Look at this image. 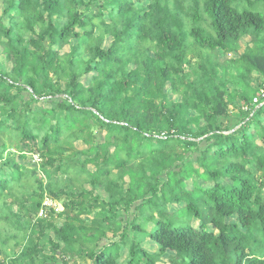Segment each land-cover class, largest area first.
I'll list each match as a JSON object with an SVG mask.
<instances>
[{"label":"trees","instance_id":"1","mask_svg":"<svg viewBox=\"0 0 264 264\" xmlns=\"http://www.w3.org/2000/svg\"><path fill=\"white\" fill-rule=\"evenodd\" d=\"M263 89L264 0H0L8 264H264Z\"/></svg>","mask_w":264,"mask_h":264},{"label":"rangeland","instance_id":"2","mask_svg":"<svg viewBox=\"0 0 264 264\" xmlns=\"http://www.w3.org/2000/svg\"><path fill=\"white\" fill-rule=\"evenodd\" d=\"M254 7L255 6H246V9L247 10H254ZM106 16L108 17V14H106ZM110 37L107 38L106 42L104 43V46L107 47L108 45H110L112 39H109ZM250 41H251V38L248 36V37H244L241 42H240V49L238 51V53H232V54H225L223 53L222 51H218L217 54L214 55L213 57V61H215V63L217 64H220L222 65V68L219 70V76L221 78H225V77H228L230 80H234L235 77L237 76V72L235 69H232V70H228L229 68L227 67L228 65H230L229 63L234 60V59H237L244 51L245 49L247 48V46H249L250 44ZM69 48L68 47H65L62 52H68ZM193 54V53H192ZM195 55V54H193ZM197 56V55H196ZM195 56V60L198 61L199 58ZM8 69H10L11 67V64L10 63H6ZM254 79L252 80L251 84L252 86L254 87H257L258 84H259V81H258V74L257 73H254ZM89 80V76H86L82 79L83 82H87ZM235 88H237L236 86H234L233 84H229V92L231 94V98L234 97V94H233V90H235ZM166 92L169 94L170 98L172 100H179L178 96H174L171 92V88L170 86H167V89H166ZM263 105V103H262ZM8 155L10 156H15V152L14 151H10L8 153ZM38 162L37 158L36 157H29L27 160H25L23 162L24 165L30 167V168H35L37 165L36 163ZM93 169V167H91ZM8 172H10L8 170ZM225 184H227L228 182L225 181L224 182ZM191 185V183H190ZM99 193V191L97 192ZM100 194V193H99ZM57 207L59 208V212H56V214H54L53 216V221L57 224H62L64 222V219L58 217V214L62 212V206H60V204H57ZM181 208L180 205H173L170 207V211H177ZM8 213H9V210L7 208H5V206H1L0 205V239H2L1 242H6V244L8 246H5L7 249L9 248H13L12 252L16 251L18 248H20L21 246H23L25 243H26V232H24L23 228H16V225L14 222L12 221H6L5 220V223L1 222L3 221L2 219L3 218H7L8 216ZM47 218H50L49 217V214H48V217ZM88 223L91 222L92 218L91 217H85L84 218ZM15 225V226H13ZM194 226L198 227L199 225V222L198 221H194L193 223ZM29 231V230H28ZM111 240H115L114 239H111ZM17 244H20V245H17ZM9 246H13V247H9ZM157 246L150 242V241H147L144 245H143V248H145V250H147L148 252L150 253H155L157 252L158 248H156ZM125 253V256L127 257V252L124 251ZM126 257L122 258L121 261L124 262L126 260ZM158 264H171L170 263V256L169 254L164 256L162 261Z\"/></svg>","mask_w":264,"mask_h":264},{"label":"crops","instance_id":"3","mask_svg":"<svg viewBox=\"0 0 264 264\" xmlns=\"http://www.w3.org/2000/svg\"><path fill=\"white\" fill-rule=\"evenodd\" d=\"M81 149H83L82 147H80ZM128 181V180H127ZM60 204V203H59ZM60 206H62V205H60ZM171 206H173V205H171ZM171 206H169V208L171 207ZM171 210V209H170ZM85 217H91V218H93V216H85ZM85 217H83V218H85ZM85 220V219H84ZM86 221V220H85ZM91 223V222H90ZM90 223H88V224H90ZM194 223V222H193ZM199 226V225H198ZM196 227V226H195ZM151 228H153V226L152 225H150V227H149V229H151ZM112 234H109V239H114V238H112ZM118 238H115V240H117ZM148 241H150V240H148ZM151 242V241H150ZM104 243H106V241H104ZM146 243V242H145ZM8 246V245H7ZM24 246V245H23ZM9 247H13V246H9ZM157 248V247H156ZM22 246L20 247V248H18L16 251H14V252H12V250H13V248H9V249H7V248H5V251H6V253L7 254H5V255H3L2 257H1V259H0V264H8L9 262H11V260L12 259H14L16 256H18L20 253H21V251H22ZM46 254H48V255H50V251H46L45 252ZM78 263L79 264H86V262H85V260L83 259H80V260H78ZM48 264H53V263H48ZM58 264H62L60 261H59V263ZM70 264H72V263H70Z\"/></svg>","mask_w":264,"mask_h":264},{"label":"built area","instance_id":"4","mask_svg":"<svg viewBox=\"0 0 264 264\" xmlns=\"http://www.w3.org/2000/svg\"><path fill=\"white\" fill-rule=\"evenodd\" d=\"M253 100H254L255 104H260V102H262L264 100V89L261 90V97L254 98ZM262 103H261V105H262ZM49 208L54 209L56 212H59V208L57 207V203L47 199L44 202V208L39 212L38 217L39 218L47 217Z\"/></svg>","mask_w":264,"mask_h":264}]
</instances>
